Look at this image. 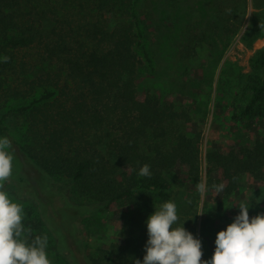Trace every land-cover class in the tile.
<instances>
[{"label":"rangeland","instance_id":"1","mask_svg":"<svg viewBox=\"0 0 264 264\" xmlns=\"http://www.w3.org/2000/svg\"><path fill=\"white\" fill-rule=\"evenodd\" d=\"M108 1L111 8L99 9V0H36L40 5L31 15L45 32L53 26L75 29L98 18L109 24L132 20L133 0ZM137 15L149 57L137 41V90L156 94L162 104L171 102L180 114L168 123L167 143L177 133L198 138V175L170 169L165 173L170 186L163 198L152 193L136 203L104 208L68 178L54 177L32 162L17 145L29 136L30 108L24 107L43 88L38 77L56 69L44 59L41 44L11 47L0 42L1 62L12 60L0 91V115L9 128L5 138L13 157L11 174L0 191L23 207L22 239L47 237L50 264H89L93 256L103 254L113 259V244L126 254L124 264L142 259L145 217L165 200L176 203L177 223L183 222L201 239V258L206 259L213 252L216 232L239 211L236 203H249L250 217L264 205V182L248 174L240 177L229 195L201 193L196 187L206 185L208 150L247 145L255 135L264 138L259 121L246 123L232 117L242 100L249 57L264 45V0H138ZM26 81L34 93L11 96L15 89L29 92Z\"/></svg>","mask_w":264,"mask_h":264},{"label":"trees","instance_id":"2","mask_svg":"<svg viewBox=\"0 0 264 264\" xmlns=\"http://www.w3.org/2000/svg\"><path fill=\"white\" fill-rule=\"evenodd\" d=\"M35 1L0 0V42L11 47L41 44L44 59L56 69L38 77L43 88L24 107L30 108L29 136L17 143L20 150L46 173L68 178L104 208L136 203L152 193L163 198L170 186L165 173L172 168L197 176L198 138L177 133L167 143L168 123L180 114L171 102L162 104L156 94L137 90V41L149 60L138 0L132 2L131 21L109 24L98 18L75 29L53 26L48 32L31 15L40 5ZM108 3L99 0V9L111 8ZM248 61L242 100L232 117L264 125V45ZM10 62L11 57L0 59V91ZM29 89H15L11 96L34 93L31 84ZM8 135L0 115V137ZM205 161L209 193H216L213 184L222 183L220 193L231 194L244 174L264 182V138L255 135L247 145L215 147L205 153ZM143 164L150 166V176L137 174ZM261 212L264 205L256 210ZM111 248L113 259L107 254L93 256L89 264H124L126 254L115 244Z\"/></svg>","mask_w":264,"mask_h":264},{"label":"clouds","instance_id":"3","mask_svg":"<svg viewBox=\"0 0 264 264\" xmlns=\"http://www.w3.org/2000/svg\"><path fill=\"white\" fill-rule=\"evenodd\" d=\"M9 140L0 137V180L12 171ZM139 176L151 175L150 166L139 167ZM197 190L207 191L203 183ZM219 194L224 185L213 184ZM239 211L231 222L215 234L210 257L202 259L201 239L178 222L177 205L165 200L145 217L147 239L142 259L133 264H264V212L249 216V203L238 202ZM202 213V212H201ZM199 214V213H198ZM23 207L5 191H0V264H50L47 237L37 235L31 242L21 238Z\"/></svg>","mask_w":264,"mask_h":264}]
</instances>
